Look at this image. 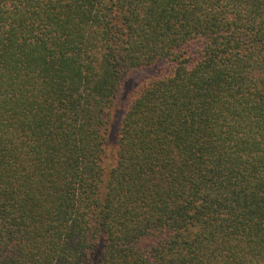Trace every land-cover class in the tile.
Listing matches in <instances>:
<instances>
[{
  "label": "trees",
  "instance_id": "obj_1",
  "mask_svg": "<svg viewBox=\"0 0 264 264\" xmlns=\"http://www.w3.org/2000/svg\"><path fill=\"white\" fill-rule=\"evenodd\" d=\"M0 264H264V0H0Z\"/></svg>",
  "mask_w": 264,
  "mask_h": 264
},
{
  "label": "rangeland",
  "instance_id": "obj_2",
  "mask_svg": "<svg viewBox=\"0 0 264 264\" xmlns=\"http://www.w3.org/2000/svg\"><path fill=\"white\" fill-rule=\"evenodd\" d=\"M168 68L169 65L167 63H161L150 69H143L138 72L127 74L108 113V134L110 139L108 154H114L120 121L130 101L141 89L145 81L168 71ZM112 154L109 157H112Z\"/></svg>",
  "mask_w": 264,
  "mask_h": 264
}]
</instances>
